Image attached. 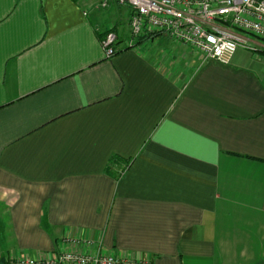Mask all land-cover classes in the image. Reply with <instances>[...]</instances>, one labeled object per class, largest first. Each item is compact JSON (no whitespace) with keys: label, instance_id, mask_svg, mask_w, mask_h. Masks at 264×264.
<instances>
[{"label":"crops","instance_id":"0c3cea01","mask_svg":"<svg viewBox=\"0 0 264 264\" xmlns=\"http://www.w3.org/2000/svg\"><path fill=\"white\" fill-rule=\"evenodd\" d=\"M131 15L0 0V264H264V42L221 64Z\"/></svg>","mask_w":264,"mask_h":264},{"label":"built area","instance_id":"2783aa9c","mask_svg":"<svg viewBox=\"0 0 264 264\" xmlns=\"http://www.w3.org/2000/svg\"><path fill=\"white\" fill-rule=\"evenodd\" d=\"M132 10L131 34L160 32L199 50L206 60L229 64L238 50L257 48L253 37L264 42V0H120ZM117 36L103 39L107 57L116 54ZM120 264L115 256L65 254L56 260L20 259L13 264ZM145 264H152L147 262Z\"/></svg>","mask_w":264,"mask_h":264},{"label":"rangeland","instance_id":"374dc122","mask_svg":"<svg viewBox=\"0 0 264 264\" xmlns=\"http://www.w3.org/2000/svg\"><path fill=\"white\" fill-rule=\"evenodd\" d=\"M125 34H126L128 37L131 36L130 31H129L128 28H125ZM247 38H249V39H251V40L253 41V39H252L251 37L248 36ZM190 47H191V46H190ZM191 48H192V50H193L195 53H197L199 56H201L202 58L204 57V55H203L199 50L195 49L194 47H191Z\"/></svg>","mask_w":264,"mask_h":264},{"label":"trees","instance_id":"16d2710c","mask_svg":"<svg viewBox=\"0 0 264 264\" xmlns=\"http://www.w3.org/2000/svg\"><path fill=\"white\" fill-rule=\"evenodd\" d=\"M155 33H157V32H154L153 34H155ZM158 33H160V32H158ZM144 37V36H143ZM116 45H118L117 43H116ZM119 50L117 49V52H118ZM116 52V53H117ZM120 160L118 159V158H113L112 160H111V162L109 163V165H108V167H107V170H110L111 172H113L112 171V166H114L116 163H118ZM118 176V175H117Z\"/></svg>","mask_w":264,"mask_h":264}]
</instances>
